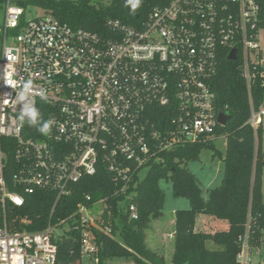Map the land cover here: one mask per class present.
<instances>
[{
    "label": "built area",
    "instance_id": "built-area-1",
    "mask_svg": "<svg viewBox=\"0 0 264 264\" xmlns=\"http://www.w3.org/2000/svg\"><path fill=\"white\" fill-rule=\"evenodd\" d=\"M110 3L112 0H95ZM0 27V206L21 207V193L8 189L4 171L19 164L15 184L24 192L51 191L58 201L73 184L103 163L125 200L136 177H143L164 155L215 139L221 111L210 82L224 51L236 50L248 90L259 75L264 85L258 0H148L132 22L107 18L104 33L74 28L51 14L25 20V9L5 0ZM17 33L8 37V31ZM12 57V59H9ZM229 59V58H228ZM260 70V72H258ZM18 82L6 83L7 75ZM32 94L19 101L23 83ZM43 91L46 99L38 94ZM34 101L41 125L20 120ZM264 100L252 106L248 124L262 126ZM53 121L48 134L38 128ZM7 139L3 145L2 140ZM136 184L134 185V188ZM91 201V196L86 197ZM107 199L78 204L73 219L80 230L82 256L98 263L95 231L111 235L104 224ZM100 205L97 214L93 208ZM139 218L135 203L126 206ZM51 214V215H52ZM23 220V223H27ZM67 220L49 222L38 232L14 231L0 221V264H56L57 242ZM61 226H66L62 232ZM246 235L240 264H253Z\"/></svg>",
    "mask_w": 264,
    "mask_h": 264
},
{
    "label": "trees",
    "instance_id": "trees-1",
    "mask_svg": "<svg viewBox=\"0 0 264 264\" xmlns=\"http://www.w3.org/2000/svg\"><path fill=\"white\" fill-rule=\"evenodd\" d=\"M148 0H141L139 17L142 16ZM5 0H0V3ZM23 7H39L62 22L74 28L104 33L107 18H116L132 22L136 14L130 13L127 0H112L110 3L93 0H14ZM260 6L259 28L264 29V0H258ZM127 5V6H126ZM242 63L228 59L227 51L222 53L216 76L210 85L216 94V104L226 111L230 119L226 126L217 129L215 139L203 144L187 145L164 155V162L152 164L143 177H136L131 184L124 208L119 202L125 198L115 195L117 186L112 175L103 163H99L93 176H86L73 184L71 194L61 198L52 214L56 194L51 191H37L28 194L15 184V175L19 164L12 158L7 162L4 177L12 192L23 196L24 204L15 207L7 204L0 206V221L6 219L9 228L14 231L38 232L47 228L49 222L59 225L67 220V230L57 242L58 256L56 264H83L80 230L74 228L73 219L77 205L88 206L107 199L108 209L104 213V224L112 233L95 231L98 245V263L108 264L114 258H127L134 264H167L164 256L150 249L146 244V232L152 222L159 220L164 211L165 194L160 188L162 180H170L172 193L176 198H186L189 208L174 213V253L170 264H240L238 255L248 235L251 249L264 247V193L262 170L264 168V149L260 139L262 126L257 131L248 124L251 108L258 110L264 100V85L257 75L249 92L242 75ZM260 72V70H258ZM41 125L40 114L36 121ZM226 139L225 154L216 150L215 141ZM3 145L7 139L2 140ZM213 150L214 156L221 158L224 174L218 187L203 189L194 173L188 168L192 161L199 160L204 150ZM136 187L134 188V185ZM91 196L87 202L86 197ZM135 203L139 218L132 220L126 206ZM52 214V215H51ZM200 215L215 217L228 222L226 230L214 233L196 231ZM27 220V223H23ZM64 226H61L63 228ZM208 243L216 249L208 248Z\"/></svg>",
    "mask_w": 264,
    "mask_h": 264
},
{
    "label": "rangeland",
    "instance_id": "rangeland-1",
    "mask_svg": "<svg viewBox=\"0 0 264 264\" xmlns=\"http://www.w3.org/2000/svg\"><path fill=\"white\" fill-rule=\"evenodd\" d=\"M77 2L79 0H67ZM95 1V0H93ZM104 2V1H103ZM106 3V2H105ZM46 11L39 7L28 6L25 8V20H31L36 17L44 16ZM5 20V3H0V27L4 26ZM17 33L15 30L8 31V37H12ZM260 42L262 49L264 50V29L260 31ZM260 139L264 149V117L263 125L260 132ZM216 150L225 154L226 139L219 138L215 141ZM188 168L194 173L203 189L204 198L208 197L207 190L218 187L223 179L224 165L223 161L219 157L214 156L213 150H204L197 161H192L188 164ZM146 171H143L145 173ZM160 188L165 194V204L163 215L159 220L151 223L149 229L146 232V244L153 251L158 252L166 259L167 264L171 263V259L174 253V230L175 227L172 224L174 220V213L179 209L189 208V201L186 198H176L172 193L171 181L162 180ZM262 187L264 193V168L262 170ZM100 205L93 208V213L97 214L100 210ZM228 228V222L220 220L215 217H208L207 215H200L196 224V231L214 233ZM66 229V226L59 229L61 232ZM208 248L216 249V246L212 243H208ZM253 264H263L264 262V247L262 251L253 254ZM261 261V262H260ZM83 264H94L93 261L83 259ZM108 264H134L133 260L127 258H114L108 261Z\"/></svg>",
    "mask_w": 264,
    "mask_h": 264
},
{
    "label": "clouds",
    "instance_id": "clouds-1",
    "mask_svg": "<svg viewBox=\"0 0 264 264\" xmlns=\"http://www.w3.org/2000/svg\"><path fill=\"white\" fill-rule=\"evenodd\" d=\"M140 4H141V0H127V5H131V8L133 11H135L140 6ZM9 59H12V57H9ZM6 83L8 85L15 87L17 86L18 82L12 80L11 73H9L6 77ZM32 92H33L32 81L28 80L27 82H24L22 93L18 96L19 101L25 99L26 95L32 94ZM38 94L41 96L42 99H46V96L42 90ZM33 105H34V101L31 100L30 103L25 104L22 107V110L20 113V120L24 121L25 117H27L28 118L27 121L30 126L36 125L37 116H38V112ZM52 123L53 121L49 120L48 122L44 123L43 127L38 128V131L41 132L42 134H48L51 130Z\"/></svg>",
    "mask_w": 264,
    "mask_h": 264
},
{
    "label": "water",
    "instance_id": "water-1",
    "mask_svg": "<svg viewBox=\"0 0 264 264\" xmlns=\"http://www.w3.org/2000/svg\"><path fill=\"white\" fill-rule=\"evenodd\" d=\"M229 60L235 61L237 59L236 56V50H233L229 55ZM230 119V116L227 115L225 112L221 111L218 115V122L222 126H226L228 123V120Z\"/></svg>",
    "mask_w": 264,
    "mask_h": 264
},
{
    "label": "crops",
    "instance_id": "crops-1",
    "mask_svg": "<svg viewBox=\"0 0 264 264\" xmlns=\"http://www.w3.org/2000/svg\"><path fill=\"white\" fill-rule=\"evenodd\" d=\"M262 125H263V123H262ZM172 224L174 225V220L172 221ZM254 251H256V252H259V253H260V252L262 251V248H261V249H258V250H254ZM254 251H253V252H254ZM260 262H261V261H260ZM257 264H259V262H257ZM263 264H264V262H263Z\"/></svg>",
    "mask_w": 264,
    "mask_h": 264
}]
</instances>
